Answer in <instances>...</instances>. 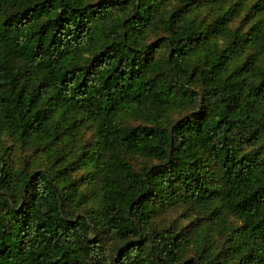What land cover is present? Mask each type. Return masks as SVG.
<instances>
[{
	"label": "trees",
	"instance_id": "trees-1",
	"mask_svg": "<svg viewBox=\"0 0 264 264\" xmlns=\"http://www.w3.org/2000/svg\"><path fill=\"white\" fill-rule=\"evenodd\" d=\"M0 264H264V0H0Z\"/></svg>",
	"mask_w": 264,
	"mask_h": 264
},
{
	"label": "rangeland",
	"instance_id": "rangeland-1",
	"mask_svg": "<svg viewBox=\"0 0 264 264\" xmlns=\"http://www.w3.org/2000/svg\"><path fill=\"white\" fill-rule=\"evenodd\" d=\"M180 214L181 213H179V212L171 211V212H169L167 214H164V215L160 216L158 218V220H160V221L164 220L165 222H171V221L177 219L178 216H180Z\"/></svg>",
	"mask_w": 264,
	"mask_h": 264
}]
</instances>
